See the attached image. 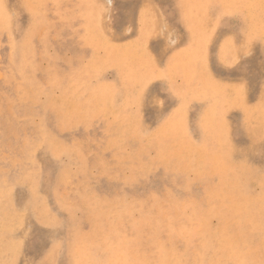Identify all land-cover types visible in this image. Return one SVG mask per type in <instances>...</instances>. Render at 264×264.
<instances>
[{
	"label": "rangeland",
	"instance_id": "1",
	"mask_svg": "<svg viewBox=\"0 0 264 264\" xmlns=\"http://www.w3.org/2000/svg\"><path fill=\"white\" fill-rule=\"evenodd\" d=\"M0 264H264V0H0Z\"/></svg>",
	"mask_w": 264,
	"mask_h": 264
}]
</instances>
